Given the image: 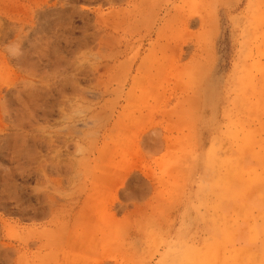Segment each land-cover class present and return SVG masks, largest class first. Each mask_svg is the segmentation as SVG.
<instances>
[{"label":"rangeland","instance_id":"1","mask_svg":"<svg viewBox=\"0 0 264 264\" xmlns=\"http://www.w3.org/2000/svg\"><path fill=\"white\" fill-rule=\"evenodd\" d=\"M32 86L70 175L0 264H264V0H0V128Z\"/></svg>","mask_w":264,"mask_h":264},{"label":"bare ground","instance_id":"2","mask_svg":"<svg viewBox=\"0 0 264 264\" xmlns=\"http://www.w3.org/2000/svg\"><path fill=\"white\" fill-rule=\"evenodd\" d=\"M57 106L49 86L18 90L15 97L1 103L8 125L0 131L12 132L0 136V209L7 215L43 221L47 215V189L55 186V180L50 179L70 175V164L63 167L58 160L60 134L54 130Z\"/></svg>","mask_w":264,"mask_h":264}]
</instances>
